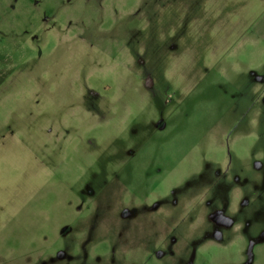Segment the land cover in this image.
Instances as JSON below:
<instances>
[{"label":"rangeland","instance_id":"obj_1","mask_svg":"<svg viewBox=\"0 0 264 264\" xmlns=\"http://www.w3.org/2000/svg\"><path fill=\"white\" fill-rule=\"evenodd\" d=\"M0 264H264V0H0Z\"/></svg>","mask_w":264,"mask_h":264}]
</instances>
